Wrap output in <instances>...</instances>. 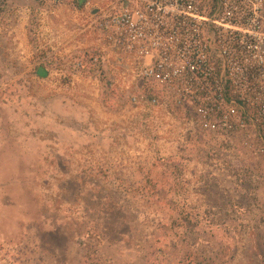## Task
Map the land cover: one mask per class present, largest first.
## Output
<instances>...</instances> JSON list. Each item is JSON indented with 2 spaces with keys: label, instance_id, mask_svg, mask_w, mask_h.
I'll list each match as a JSON object with an SVG mask.
<instances>
[{
  "label": "rangeland",
  "instance_id": "1",
  "mask_svg": "<svg viewBox=\"0 0 264 264\" xmlns=\"http://www.w3.org/2000/svg\"><path fill=\"white\" fill-rule=\"evenodd\" d=\"M109 1L75 23L73 0H0V264H264L263 165L109 84L87 30Z\"/></svg>",
  "mask_w": 264,
  "mask_h": 264
},
{
  "label": "built area",
  "instance_id": "2",
  "mask_svg": "<svg viewBox=\"0 0 264 264\" xmlns=\"http://www.w3.org/2000/svg\"><path fill=\"white\" fill-rule=\"evenodd\" d=\"M87 30L107 62L106 80L136 107L162 104L154 90L132 89L150 83L224 145L229 164L264 167V0H111L92 10ZM245 169L252 180L263 174Z\"/></svg>",
  "mask_w": 264,
  "mask_h": 264
},
{
  "label": "crops",
  "instance_id": "3",
  "mask_svg": "<svg viewBox=\"0 0 264 264\" xmlns=\"http://www.w3.org/2000/svg\"><path fill=\"white\" fill-rule=\"evenodd\" d=\"M72 4V6H73V10L75 11V13H71L70 14V17H72L71 19H73L74 21H75V23H76V21H77V12H78V10H80L79 8H77V6H76V4H75V1L73 0V2L71 3ZM70 19V20H71ZM19 26H13V28L16 30L17 28H18ZM14 40L16 39V37H14L13 38ZM15 52H16V54H17V51H18V48H16V49H13ZM24 53V51L22 50L20 53ZM18 58H20V59H23L24 58V55L22 56H19ZM6 63H8L7 61H6ZM12 63V62H11ZM10 63V64H11ZM11 68V67H10ZM36 70L37 71H39V72H41L40 73V75H38L40 78H43V77H45L46 75H47V68L46 67H44V66H37V68H36Z\"/></svg>",
  "mask_w": 264,
  "mask_h": 264
},
{
  "label": "trees",
  "instance_id": "4",
  "mask_svg": "<svg viewBox=\"0 0 264 264\" xmlns=\"http://www.w3.org/2000/svg\"><path fill=\"white\" fill-rule=\"evenodd\" d=\"M86 0H75V4L77 6V8H82L83 4L85 3ZM41 72L36 70V74L40 75Z\"/></svg>",
  "mask_w": 264,
  "mask_h": 264
}]
</instances>
